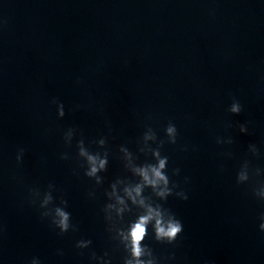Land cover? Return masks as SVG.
I'll return each mask as SVG.
<instances>
[{
	"label": "clouds",
	"instance_id": "clouds-1",
	"mask_svg": "<svg viewBox=\"0 0 264 264\" xmlns=\"http://www.w3.org/2000/svg\"><path fill=\"white\" fill-rule=\"evenodd\" d=\"M59 215L61 217V221H60L61 225L66 228L67 227L66 221L68 219L67 215L63 212H60ZM144 219H147V218H144ZM180 230H181V225L179 223L170 224L167 232H165V230L163 228H158L159 233L164 234V235H168V236H174L175 233L179 232ZM144 231H145V229H144L142 224H138L136 226L134 235H135V239L137 241H139L142 238V234L144 233Z\"/></svg>",
	"mask_w": 264,
	"mask_h": 264
}]
</instances>
